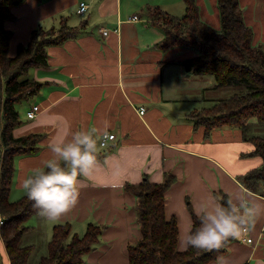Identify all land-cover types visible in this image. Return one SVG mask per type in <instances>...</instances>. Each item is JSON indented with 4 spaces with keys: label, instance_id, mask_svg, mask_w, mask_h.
<instances>
[{
    "label": "crops",
    "instance_id": "0c3cea01",
    "mask_svg": "<svg viewBox=\"0 0 264 264\" xmlns=\"http://www.w3.org/2000/svg\"><path fill=\"white\" fill-rule=\"evenodd\" d=\"M238 1L242 19L250 27L249 20L262 24L254 28L253 43L264 50V0H252L249 10L245 0ZM79 2L87 5L83 14L76 10ZM195 2L201 21L221 22L216 0ZM185 9L184 0H26L12 8L15 18L5 21L12 32L11 55L36 27L57 28L64 22L78 31L47 46L46 66L28 72L43 85L17 106L21 122L14 135L40 133V148L15 158L10 198L21 197L25 176L52 157L50 140L70 141V133L79 130L96 129L99 136L96 167L89 177L81 178L75 207L57 221L38 213L29 219L31 228L23 233L21 244H31L35 251L39 239L32 237L38 232L36 236L44 241L39 258L47 253L55 224L70 223L79 236L88 223L95 222L103 226L99 242L82 264H129L127 248L141 235L136 196L124 185L140 183L144 176L160 183L170 173L176 180L165 190V216L175 215L178 239L191 228L189 206L198 215L202 203H218L216 192L223 191L229 201H243L252 209L253 224L244 234L252 241L243 240L242 234L209 264H264V189H246L238 180V175L261 165L262 156L251 152L253 144L238 127L222 126L205 134L203 126H193L189 113L209 107L206 103L215 95L205 94L222 86L216 87L210 76L186 72L183 61L196 49L156 46L164 37L158 16H181ZM33 104L40 111L29 119L27 111ZM140 106L145 108L142 114ZM104 130L116 137L102 147ZM177 248L181 250L178 242ZM0 261L9 264L1 237Z\"/></svg>",
    "mask_w": 264,
    "mask_h": 264
},
{
    "label": "trees",
    "instance_id": "16d2710c",
    "mask_svg": "<svg viewBox=\"0 0 264 264\" xmlns=\"http://www.w3.org/2000/svg\"><path fill=\"white\" fill-rule=\"evenodd\" d=\"M26 0H0V214L4 216L0 225L9 264H29L34 246L21 244L23 233L31 225L29 219L36 215L34 202L25 192L17 199L9 196L15 173V158L34 153L40 148V133L14 135V129L21 122L18 105L27 101L43 85L34 78L25 77L32 67L46 66V47L59 44L73 37L78 28L64 22L54 31L53 27L41 26L32 29L28 41L19 43L14 55L9 54L12 32L5 21L14 19L12 8ZM185 12L181 16L157 18L164 37L156 45L166 49L173 45L191 47L197 53L183 61L186 72L196 76H210L215 86L239 84L241 93L221 98L211 107H205L203 116L196 111L189 113L193 126L204 127L207 134L211 129L227 126L239 127L245 140H249L253 154L262 156L261 165L238 175L240 183L249 190L264 189V135H248L246 122L249 118L264 122V50L253 45L252 28L242 19L238 0H216L219 9L220 30L200 20L199 7L195 0H184ZM54 31V32H52ZM98 158L99 156L96 155ZM160 183L151 182L146 176L140 183H125L124 190L136 196L137 221L140 227L139 240L128 246L129 264H209L227 250L229 238L219 249H197L189 247L178 250V226L175 215L165 216V190L176 180L165 173ZM218 203L227 206L228 195L216 192ZM195 231L200 226L199 216L189 206ZM103 226L90 222L81 235L72 232L70 223H58L52 228L46 254L40 256L37 264H82L84 256L99 242ZM1 264V261H0Z\"/></svg>",
    "mask_w": 264,
    "mask_h": 264
},
{
    "label": "clouds",
    "instance_id": "9594fccd",
    "mask_svg": "<svg viewBox=\"0 0 264 264\" xmlns=\"http://www.w3.org/2000/svg\"><path fill=\"white\" fill-rule=\"evenodd\" d=\"M70 134L72 138L67 142L63 137L50 140L48 148L52 157L20 183L27 198L34 202L38 215L48 221L64 218L75 207L81 178L89 177L96 167L97 130ZM198 216L199 228L179 237L181 250L189 247L219 249L229 238H239L247 233L253 224L252 209L243 201L236 204L230 200L227 206L205 202L200 205Z\"/></svg>",
    "mask_w": 264,
    "mask_h": 264
},
{
    "label": "rangeland",
    "instance_id": "374dc122",
    "mask_svg": "<svg viewBox=\"0 0 264 264\" xmlns=\"http://www.w3.org/2000/svg\"><path fill=\"white\" fill-rule=\"evenodd\" d=\"M245 1L247 2V5H246L247 6V10H249L250 7L252 6V4H251L252 0H245ZM262 15H263V19H264V11H262ZM248 23L251 25V28H253L252 31L256 35L254 28L257 29L258 27H261L262 24L260 26H257V23H255V22H253L251 20H249ZM204 24H207V25L210 24L209 26H211L214 30H220V28H221V22H219V24H218L214 20L212 21V24L211 23H208L207 21H204ZM59 27H61V25ZM59 27H57V28L55 27L54 28L55 29L54 31H57V29H59ZM54 31H52V32H54ZM252 43H253V41H252ZM258 44L257 43H253V45H256V46H258ZM28 76H29L28 74L25 75V76L23 75V76H21V78H25V77H28ZM243 91H244V87L242 85H239V84H231L230 86L218 87L217 92H213V93L207 92L205 94L207 97L212 96V95L213 96L215 95L214 96L215 99H212L213 101L207 102L206 103L207 104L206 106L211 107V104L213 102L217 101V99H219V98H225V97L230 96L233 93H241ZM204 108L205 107H203V108H201L199 110H196V113L198 115H200V116H203V113H205V111H204L205 109ZM197 132H199V131H197ZM246 132L250 136H252V135H259V136L264 135V122H260L259 123V122L256 121V119L249 118V120L246 122ZM11 196H13V193L11 194ZM30 220L28 221V223L30 222ZM36 234H38V232H36L35 235H33L32 238H38L39 239V242H38V245H37L36 250L33 251L32 255H31V258L29 260V264H36L37 261L39 260V255L42 254V252H43L42 251V246L44 244V241L43 240L41 241V239L38 236H36Z\"/></svg>",
    "mask_w": 264,
    "mask_h": 264
},
{
    "label": "built area",
    "instance_id": "2783aa9c",
    "mask_svg": "<svg viewBox=\"0 0 264 264\" xmlns=\"http://www.w3.org/2000/svg\"><path fill=\"white\" fill-rule=\"evenodd\" d=\"M86 7H87V5L84 2H79V5L76 8V10H77L78 13L83 14L86 11L85 10ZM132 18L133 19H137L138 16L137 15H133ZM103 32L106 33L107 31L103 30ZM39 111L40 110H39L38 104H33L32 106H30V108L27 111V118L33 119V117H35ZM144 111H145V108L143 106H140L139 113L142 114V113H144ZM105 131H107V136L106 137L104 136V132ZM104 132L101 133V135H100V145L102 147H105L110 140H112V139H114L116 137L113 132H110L108 130H104ZM3 219H4V216L0 214V225L3 223ZM262 231H264V227L262 228ZM243 240H246L249 243V242L252 241V238L250 236L244 238V234H243Z\"/></svg>",
    "mask_w": 264,
    "mask_h": 264
}]
</instances>
